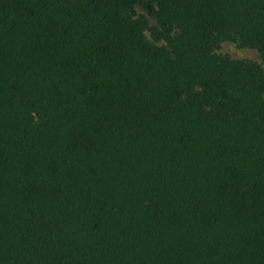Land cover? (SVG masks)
Listing matches in <instances>:
<instances>
[{
	"label": "trees",
	"instance_id": "16d2710c",
	"mask_svg": "<svg viewBox=\"0 0 264 264\" xmlns=\"http://www.w3.org/2000/svg\"><path fill=\"white\" fill-rule=\"evenodd\" d=\"M0 264H264V0H0Z\"/></svg>",
	"mask_w": 264,
	"mask_h": 264
},
{
	"label": "rangeland",
	"instance_id": "374dc122",
	"mask_svg": "<svg viewBox=\"0 0 264 264\" xmlns=\"http://www.w3.org/2000/svg\"><path fill=\"white\" fill-rule=\"evenodd\" d=\"M150 21L154 22V19L150 18ZM215 52L219 54H228L232 58H247L256 62H261L259 53L255 49L239 46L233 41L222 42Z\"/></svg>",
	"mask_w": 264,
	"mask_h": 264
}]
</instances>
